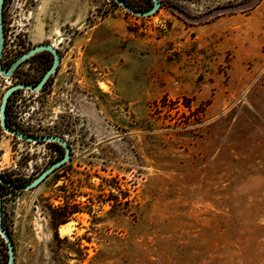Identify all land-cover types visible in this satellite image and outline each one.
Listing matches in <instances>:
<instances>
[{"label": "rangeland", "instance_id": "obj_1", "mask_svg": "<svg viewBox=\"0 0 264 264\" xmlns=\"http://www.w3.org/2000/svg\"><path fill=\"white\" fill-rule=\"evenodd\" d=\"M4 14L5 68L41 44L61 55L41 92L11 96L9 125L72 151L38 188H3L16 264H264V0H161L147 18L111 0H6ZM52 61L8 80L35 84ZM10 86L0 76V105ZM62 152L0 126V176L29 183Z\"/></svg>", "mask_w": 264, "mask_h": 264}, {"label": "water", "instance_id": "obj_2", "mask_svg": "<svg viewBox=\"0 0 264 264\" xmlns=\"http://www.w3.org/2000/svg\"><path fill=\"white\" fill-rule=\"evenodd\" d=\"M6 0H0V76L6 80L13 77L15 71L28 60L32 59L36 55L48 52L51 53L54 57L52 66L46 71L43 78L37 84L29 83H16L8 87L3 94L1 105H0V126L3 132L6 134L12 135L18 140L26 143H54L61 146L64 150V155L62 158L58 159L47 167L40 175L35 179L30 181L25 186H18L13 182L7 180L4 176H0V185L9 187L10 189L18 192L31 191L38 188L43 184L50 175L61 169L67 163L71 161L72 151L68 141L59 136H28L18 130L11 128L7 121V111L8 104L10 102L11 96L17 91H30L34 93H39L48 83L49 79L57 72V69L61 63V55L56 48L51 44H41L33 47L29 51L21 54L17 57L8 68H5L3 63L4 50L6 45V26H5V14L4 6ZM119 7L126 10L128 13L141 18H147L154 16L159 9L161 8V0H152L153 6L150 9L141 11L131 7L125 0H111ZM0 236L4 240L7 249H8V264H16V252L15 245L8 234L6 228L4 227L3 222V196L0 189Z\"/></svg>", "mask_w": 264, "mask_h": 264}, {"label": "trees", "instance_id": "obj_3", "mask_svg": "<svg viewBox=\"0 0 264 264\" xmlns=\"http://www.w3.org/2000/svg\"><path fill=\"white\" fill-rule=\"evenodd\" d=\"M126 1V0H125ZM113 2V1H112ZM127 3H128V1H126ZM130 5V4H129ZM131 6V5H130ZM152 6H153V2H152V0H149V5H148V9H150V8H152ZM132 7V6H131ZM147 10V9H146ZM41 54V53H40ZM39 55V54H38ZM37 56V55H36ZM52 65H50V67H51ZM49 67V68H50ZM48 68V69H49ZM47 69V70H48ZM46 73V72H45ZM44 76V75H43ZM43 78V77H42ZM41 78V79H42ZM40 79V80H41ZM38 83V82H37ZM37 83H35V84H37ZM7 121H8V124H9V119H8V111H7ZM10 126V125H9ZM11 127V126H10ZM12 128V127H11ZM49 144H53V145H56L57 147H59V148H61L62 149V153H61V158L63 157V155H64V150H63V148L61 147V146H59L58 144H54V143H49ZM7 180H9V181H11V182H13L14 184H16V185H18V186H25V185H27L28 183H26V184H21L20 182H17V181H15V180H13V179H11L9 176H7V175H3ZM7 187V186H6ZM3 188H4V185H0V189H1V192L3 191ZM67 211V213H65L66 215H70L71 213L69 212V209H68V206H65V207H61V208H59V211ZM66 215H65V217H66ZM65 224H67V223H65ZM5 227V226H4ZM7 230V229H6ZM7 232H8V234L10 235V237L12 238V236H11V233L9 232V230H7ZM12 240H13V238H12ZM14 242V241H13ZM8 264V263H7Z\"/></svg>", "mask_w": 264, "mask_h": 264}, {"label": "bare ground", "instance_id": "obj_4", "mask_svg": "<svg viewBox=\"0 0 264 264\" xmlns=\"http://www.w3.org/2000/svg\"><path fill=\"white\" fill-rule=\"evenodd\" d=\"M60 43V42H59ZM58 42H56V43H54L52 46L54 47V48H58V44H59ZM58 50V49H57ZM7 81V83H8V86H10V80H6ZM106 87V86H105ZM70 231H71V229L69 228V226L68 225H62V226H60L59 227V233H60V235L61 236H67V235H69L70 234Z\"/></svg>", "mask_w": 264, "mask_h": 264}, {"label": "flooded vegetation", "instance_id": "obj_5", "mask_svg": "<svg viewBox=\"0 0 264 264\" xmlns=\"http://www.w3.org/2000/svg\"><path fill=\"white\" fill-rule=\"evenodd\" d=\"M57 35H61V33H58ZM54 44V43H53ZM53 44H51V45H53ZM54 46V45H53ZM56 49H59V44H58V48H56ZM44 53V52H43ZM46 53H48V52H46ZM51 56H52V58H53V61H54V57H53V55L51 54V53H49ZM53 61H52V64H53ZM51 64V65H52ZM11 85V84H10Z\"/></svg>", "mask_w": 264, "mask_h": 264}, {"label": "crops", "instance_id": "obj_6", "mask_svg": "<svg viewBox=\"0 0 264 264\" xmlns=\"http://www.w3.org/2000/svg\"><path fill=\"white\" fill-rule=\"evenodd\" d=\"M68 224H70V222L69 223H67V224H63V225H68ZM62 226V225H61Z\"/></svg>", "mask_w": 264, "mask_h": 264}, {"label": "built area", "instance_id": "obj_7", "mask_svg": "<svg viewBox=\"0 0 264 264\" xmlns=\"http://www.w3.org/2000/svg\"><path fill=\"white\" fill-rule=\"evenodd\" d=\"M4 52H5V50H4Z\"/></svg>", "mask_w": 264, "mask_h": 264}]
</instances>
